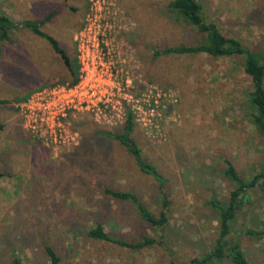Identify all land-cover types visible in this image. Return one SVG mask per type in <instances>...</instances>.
Returning <instances> with one entry per match:
<instances>
[{"label":"rangeland","instance_id":"374dc122","mask_svg":"<svg viewBox=\"0 0 264 264\" xmlns=\"http://www.w3.org/2000/svg\"><path fill=\"white\" fill-rule=\"evenodd\" d=\"M106 1L103 10L110 19L115 12L116 19L107 37L118 82L111 88L127 93L123 108L112 91L108 99L124 115L72 117L76 144L46 147L25 128L20 110L32 91L71 84L62 58L30 29L14 30L10 40L0 42V99L8 100L0 104V172L5 174L0 177V264H11L13 255L21 264H50L46 245L60 256L59 264H190L218 235V215L207 200L225 198L234 188L223 173L224 158L244 178L258 172L264 160V136L249 121L251 80L243 56H156V50L199 38L167 11L171 0ZM199 1L205 19L222 33L247 49L264 46L262 0ZM90 5V0H0V11L15 21L43 20L40 29L78 63L74 34ZM155 95L158 103L151 109ZM129 114L142 158L166 179L168 222L162 228L143 221L132 202L101 191L105 185L134 192L152 213L160 211L158 182L140 171L124 144L103 133H120ZM262 186L247 191L230 235L251 264H264V236L244 233L247 227L264 229ZM99 222L112 236L133 241L149 236L161 243L134 250L87 236Z\"/></svg>","mask_w":264,"mask_h":264},{"label":"trees","instance_id":"16d2710c","mask_svg":"<svg viewBox=\"0 0 264 264\" xmlns=\"http://www.w3.org/2000/svg\"><path fill=\"white\" fill-rule=\"evenodd\" d=\"M166 9L177 20H181L190 26L199 38L195 43H181L156 50L154 55H192L205 53L212 57L243 56V71L251 80L249 121L254 125L256 131L264 136V46L259 49H247L237 38L222 33L215 22L205 19L199 0H171L166 6ZM262 10L264 13V0H262ZM51 15V13L48 14L45 20L49 19ZM43 23V20L35 21L31 19L15 21L0 11V42L10 40L11 32L14 30L19 28L30 29L35 35L45 38L54 52L62 58L71 77L70 83L77 82L78 63L72 62L56 38L40 29ZM6 103H8V100L0 99V104ZM133 126L134 122L131 114H129L122 124L120 133H111L109 131H103V133L124 144L133 156L140 171L152 176L158 182L161 199L160 211L158 214L152 213L134 192L116 190L105 185L101 186V191L106 196L132 202L136 206L138 214L143 221L150 226L162 228L168 222L169 199L164 189L166 179L162 177L154 164L142 158L141 150L131 136ZM224 161L226 167L223 173L234 183V188L230 190L228 196L225 198L211 197L207 200V205L218 215V235L212 248L200 257L192 258L189 261L190 264H218L220 262L226 264H251L240 242L231 238L230 235L232 232V224L242 204L247 200V191L257 189L258 187L263 188L264 160L260 164L259 171L253 173L249 178L242 177L228 158H224ZM3 175L5 174L0 172V177ZM244 233L248 236L259 238L264 236V229L247 227L244 229ZM86 235L95 240L112 242L134 250L154 243H161L157 239L149 236H144L136 241L112 236L105 231L100 222L86 230ZM45 250L50 264H59L60 256L56 253L55 249L50 245H46ZM11 264H21L20 258L13 255Z\"/></svg>","mask_w":264,"mask_h":264},{"label":"built area","instance_id":"2783aa9c","mask_svg":"<svg viewBox=\"0 0 264 264\" xmlns=\"http://www.w3.org/2000/svg\"><path fill=\"white\" fill-rule=\"evenodd\" d=\"M90 10L85 22L74 34V42L79 63V77L73 84H50L31 92L21 104L24 126L43 145L53 150L76 144L78 133L72 126V117L83 113H92L95 119L102 116L106 119L116 113L118 117L124 112L109 102L116 97L118 107L123 108L121 101L127 93L121 92L115 82L111 66L113 60L107 37L111 30L108 25L116 21L115 12L112 19L103 10L106 0H90ZM111 2L109 7H111ZM115 77V78H114ZM118 84V82H115ZM116 89V92H113ZM123 94V97H122ZM109 98V99H108ZM148 101V99H147ZM148 106L155 109L158 97L152 96ZM91 114V115H92Z\"/></svg>","mask_w":264,"mask_h":264},{"label":"crops","instance_id":"0c3cea01","mask_svg":"<svg viewBox=\"0 0 264 264\" xmlns=\"http://www.w3.org/2000/svg\"><path fill=\"white\" fill-rule=\"evenodd\" d=\"M1 12H4L5 14H7L8 16H9V14L8 13H6L5 11H1ZM12 18V17H11ZM13 19V18H12ZM14 20V19H13Z\"/></svg>","mask_w":264,"mask_h":264}]
</instances>
